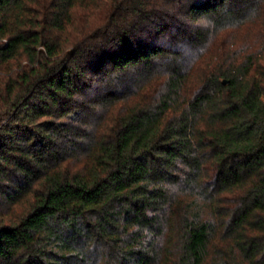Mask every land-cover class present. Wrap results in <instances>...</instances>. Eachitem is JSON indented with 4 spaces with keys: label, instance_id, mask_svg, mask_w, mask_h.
<instances>
[{
    "label": "trees",
    "instance_id": "trees-1",
    "mask_svg": "<svg viewBox=\"0 0 264 264\" xmlns=\"http://www.w3.org/2000/svg\"><path fill=\"white\" fill-rule=\"evenodd\" d=\"M0 264H264V0H0Z\"/></svg>",
    "mask_w": 264,
    "mask_h": 264
},
{
    "label": "water",
    "instance_id": "water-1",
    "mask_svg": "<svg viewBox=\"0 0 264 264\" xmlns=\"http://www.w3.org/2000/svg\"><path fill=\"white\" fill-rule=\"evenodd\" d=\"M223 82L225 83V80Z\"/></svg>",
    "mask_w": 264,
    "mask_h": 264
}]
</instances>
